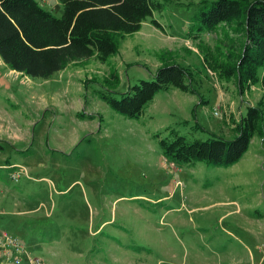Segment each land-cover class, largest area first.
<instances>
[{
  "label": "rangeland",
  "instance_id": "rangeland-1",
  "mask_svg": "<svg viewBox=\"0 0 264 264\" xmlns=\"http://www.w3.org/2000/svg\"><path fill=\"white\" fill-rule=\"evenodd\" d=\"M36 1L61 15L60 0ZM152 1L104 62L74 60L45 79L0 65V241L31 259L0 264H264V120L228 166L173 162L158 144L169 130L231 139L247 105L264 109V69L239 93L212 67L241 53L242 15L207 28L199 14L215 0ZM162 64L183 68L191 91L160 90L135 118L98 97Z\"/></svg>",
  "mask_w": 264,
  "mask_h": 264
},
{
  "label": "trees",
  "instance_id": "trees-1",
  "mask_svg": "<svg viewBox=\"0 0 264 264\" xmlns=\"http://www.w3.org/2000/svg\"><path fill=\"white\" fill-rule=\"evenodd\" d=\"M61 15L54 17L36 0H0V59L8 69L27 77L48 78L69 62L91 56L104 62L117 50L115 36L140 28L157 4L152 0H60ZM242 15L245 42L233 62L213 60L220 76L235 79L239 93L264 69V0H215L199 20L207 28ZM151 23L159 27L155 20ZM186 72L178 65H160L151 80H138L118 97L99 91L98 97L128 118L138 117L155 93L169 87L191 91ZM264 87V77L261 79ZM262 102L247 105L234 124L231 139L188 140L169 130L158 139L163 157L177 163L196 160L217 166L235 163L247 149L253 134H262Z\"/></svg>",
  "mask_w": 264,
  "mask_h": 264
},
{
  "label": "built area",
  "instance_id": "built-area-1",
  "mask_svg": "<svg viewBox=\"0 0 264 264\" xmlns=\"http://www.w3.org/2000/svg\"><path fill=\"white\" fill-rule=\"evenodd\" d=\"M217 109L214 108L212 113L214 115H217ZM1 236V235H0ZM16 241V240H15ZM0 243L2 245H0V263H2L3 261H6V258L9 257L10 260L16 259V260H28L30 261L31 259L29 258L28 255H25L22 246L20 245L19 242L16 241V243H12V241L10 240V238H6L4 239L3 237H1V241ZM18 243V244H17ZM12 245L13 249L11 250L10 247H8L9 249L5 248V245ZM31 262V261H30ZM33 264V263H32Z\"/></svg>",
  "mask_w": 264,
  "mask_h": 264
},
{
  "label": "crops",
  "instance_id": "crops-1",
  "mask_svg": "<svg viewBox=\"0 0 264 264\" xmlns=\"http://www.w3.org/2000/svg\"><path fill=\"white\" fill-rule=\"evenodd\" d=\"M0 65H4L7 68V66L1 61V59H0ZM67 65H69V64H67ZM7 72L10 73V74H13V75H21V76L26 77L25 75L21 74L20 72L14 71L12 69H8L7 68Z\"/></svg>",
  "mask_w": 264,
  "mask_h": 264
}]
</instances>
